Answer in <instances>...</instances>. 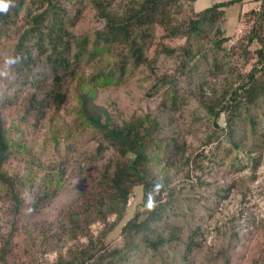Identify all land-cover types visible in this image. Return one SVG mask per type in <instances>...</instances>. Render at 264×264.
Instances as JSON below:
<instances>
[{
  "label": "rangeland",
  "instance_id": "obj_1",
  "mask_svg": "<svg viewBox=\"0 0 264 264\" xmlns=\"http://www.w3.org/2000/svg\"><path fill=\"white\" fill-rule=\"evenodd\" d=\"M141 1L106 0L107 10L116 18L125 16ZM39 2L26 0L16 18L0 21V116L9 139L22 146L2 165L15 183L19 204L11 189L0 186V264L66 263L87 249L104 255L102 264H264V101H257L248 115L222 113L216 125L209 112L232 107L229 92L256 64L260 44L247 46V57L242 48L259 22L252 12H261L264 0L224 8L218 26L227 41L218 56L220 71L214 72L210 43L196 44L202 53L191 59L181 50L191 44L164 38L163 29L153 24L146 62L134 66L129 61L122 75L123 46L91 53L105 20L89 1L52 0L62 6L65 41L73 47L72 75L59 86L46 54L35 55L30 69L6 62L15 59L30 15L43 10ZM212 4L182 0L170 14L174 22L188 23ZM261 26L264 39V17ZM109 70L116 72L113 80L95 83V76ZM89 87L90 104L107 112L111 126L140 119L143 128L157 124L152 137L162 152L157 165L149 166L150 196L136 181L117 213L108 211L112 191L107 179L118 162L133 156L118 155L106 141L98 151L101 133L86 125L79 112L80 96ZM54 89L65 96L59 106L51 103ZM230 115L232 134L226 124ZM153 207L162 219L152 224V233L123 232L128 221L137 215L143 219ZM145 236L152 244L164 243L153 249L143 242ZM191 239L194 245L187 252Z\"/></svg>",
  "mask_w": 264,
  "mask_h": 264
},
{
  "label": "trees",
  "instance_id": "obj_2",
  "mask_svg": "<svg viewBox=\"0 0 264 264\" xmlns=\"http://www.w3.org/2000/svg\"><path fill=\"white\" fill-rule=\"evenodd\" d=\"M36 1L32 0V3L35 4ZM39 1L43 10L30 15L31 18L27 20L26 23H28L30 28H25L20 35L21 37L17 42L16 54L14 56L15 63L13 64L19 68L26 67L30 69L31 64L35 63V55L41 56L46 54V59L51 64L54 73V82L59 86V82L63 77L72 75L71 56L73 47L65 41L66 35L63 29L66 18L62 6L58 2H52V0ZM88 1L98 13V17L105 20L102 30L96 32L91 53L108 51L112 46H123L127 50V57L125 56V60L121 61L118 68V71L122 75L129 61L134 66H139L141 63L146 62V41L151 35L148 30L150 31V26H153V24H157L163 29L164 38H184L187 44L195 47V54L192 53L190 45L181 49L184 52L183 55L191 57V59L202 53V48L196 46V44L202 41L210 43L213 54L212 65L215 67L214 72L220 71L223 67V60H219L218 56L222 45L227 40L223 36L218 24L224 18V8L241 0H229L227 2H223L224 0H220V2L208 0L212 1L213 4L200 12L195 19H191L188 23L174 22L170 14L171 9L178 6L182 0H142L138 4L137 9H132V13L117 18L112 16L107 10L106 0ZM25 3L26 0H7V10L0 11V21L9 23L12 18H16L24 8ZM252 14L257 15L259 18L258 26H252L253 29L250 30L246 38L248 44L242 49L244 57H247L250 53V50H248L250 44L254 41L258 42L261 47L254 52L257 61L251 72L240 76V83L234 90L229 92V99L227 101L229 105L232 104L230 108H234L233 111L224 106L216 112L209 108V112L214 117L215 125L222 113L229 115L230 112H233L236 116L248 115L257 101H264V39L261 36L264 6L261 12H252ZM34 37H36V40ZM238 48L240 49L241 45ZM79 54V52L74 54V61L77 62L79 60ZM60 71L61 74L59 73ZM229 71L232 73L234 67H230ZM256 73L263 74V78L258 79ZM115 74V70H109L104 76H95L93 80H95V83L100 81L104 85L113 80ZM54 91L55 89L49 94L51 103L59 106L64 102L65 96L57 92V90ZM92 93L93 88L89 87L87 92L81 94V108L79 112L84 117L86 125L101 133V142L97 147L98 151L102 149V142L106 141L118 155L125 157L131 154L133 156L130 161L118 162L107 179L110 187L108 189L112 191L108 197V211L110 213H117L116 207L126 203L129 190L136 181L143 182L145 197L150 196L149 189L152 184L149 182L150 180H147L151 177L149 166L151 164L157 165V158L160 152H162V147L159 145L160 141H156L152 137V130L157 128V124L153 128H143V120L140 119L135 122H125L121 127L116 125L111 126L108 122L107 112L90 104ZM173 104L175 105V101H173ZM231 115L226 118L229 133L234 131L232 125L233 116ZM8 131L9 128L4 126L3 119L0 116V186L11 189L13 201L19 204L18 197L14 193L15 183L6 175L2 169V165L12 153L22 152V146L13 143L9 139ZM153 202L154 200H150L149 203ZM161 219V214L153 207L151 211L146 212V216L143 219L140 220V216L137 215L134 219L128 221L123 228V232L125 234L134 233L136 235L152 233V224L159 222ZM143 240V242L150 244L153 249L157 245L164 243L163 239H160L158 244H152L147 236ZM192 245H194V242L191 239V242L186 245L187 252L192 249ZM103 261L104 255L96 256L95 253H91L87 249L81 251L80 258L72 259L66 263L59 261L57 264H102Z\"/></svg>",
  "mask_w": 264,
  "mask_h": 264
},
{
  "label": "clouds",
  "instance_id": "obj_3",
  "mask_svg": "<svg viewBox=\"0 0 264 264\" xmlns=\"http://www.w3.org/2000/svg\"><path fill=\"white\" fill-rule=\"evenodd\" d=\"M7 10V0H0V11H6ZM7 63H15L14 60L9 59L6 61Z\"/></svg>",
  "mask_w": 264,
  "mask_h": 264
}]
</instances>
